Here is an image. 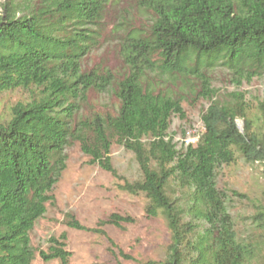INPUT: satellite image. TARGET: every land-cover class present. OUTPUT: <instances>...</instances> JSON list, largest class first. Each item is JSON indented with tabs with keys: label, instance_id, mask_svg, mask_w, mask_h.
I'll return each instance as SVG.
<instances>
[{
	"label": "trees",
	"instance_id": "1",
	"mask_svg": "<svg viewBox=\"0 0 264 264\" xmlns=\"http://www.w3.org/2000/svg\"><path fill=\"white\" fill-rule=\"evenodd\" d=\"M119 2L0 0V94L31 92L0 123V264L33 262L30 233L53 205L75 143L120 192L143 197L147 220H164V258L145 264H264V205L255 206L242 232L234 205L247 198L219 186L236 160L264 164V101L260 116H249L238 90L264 79V0H134L143 22L118 12L106 38ZM108 40L120 73L88 65ZM218 73L235 89L229 98L220 96ZM90 92L115 99L113 115H84ZM191 98L207 107L197 142L185 144L170 130L173 119H185L182 103ZM113 144L133 155L138 180L113 168ZM64 223L114 246L104 228L135 220L112 213L87 228L67 213ZM66 241L65 233L50 236L39 258L69 264Z\"/></svg>",
	"mask_w": 264,
	"mask_h": 264
},
{
	"label": "rangeland",
	"instance_id": "2",
	"mask_svg": "<svg viewBox=\"0 0 264 264\" xmlns=\"http://www.w3.org/2000/svg\"><path fill=\"white\" fill-rule=\"evenodd\" d=\"M111 9L106 38L110 24L118 12L129 11L135 16L137 23L143 22L142 14L135 9L134 0H120L118 6ZM97 64L121 72L122 64L114 42L108 40L99 52L91 56L89 67ZM216 86L222 88L220 96L223 99L229 98L235 90L228 83V79L219 73ZM238 90L242 91L241 95L250 108L249 116H260L258 103L264 101V79H255L250 84L243 83ZM30 97L31 92L27 90L0 94V123L9 119L12 106L18 102H27ZM114 107L115 99H106L90 92L83 112L84 115L94 112L113 115ZM206 107V102L193 98L183 102L185 119H173L170 130L173 138L182 142L186 139L196 140L203 130L200 117ZM237 125L243 129L242 120L237 119ZM195 143L196 141L193 142ZM110 156L112 166L119 176L129 182L139 179V171L132 154L113 144ZM115 184L116 181L109 173L88 164V158L75 143L68 151L66 169L54 188V203L47 205L45 216L35 224L30 233L31 245L35 250V258L31 264H59L57 261L43 262L39 258V252L47 250V239L50 236L57 237L62 233L67 235L66 250L71 254L69 264H145L162 260L169 243L164 220L161 217L147 220L143 212V197L122 193ZM219 186L246 196L247 200L235 202L234 205L237 227L245 232L247 216L254 212L257 204L264 205V164L249 165L236 160L234 164L223 169ZM67 213L72 214L87 228L94 227L98 221L106 219L112 213L131 216L135 223L125 225L122 229L105 227L107 237L114 243L111 246L106 237L69 229L64 223ZM119 251L132 256L136 261H125L118 256Z\"/></svg>",
	"mask_w": 264,
	"mask_h": 264
},
{
	"label": "built area",
	"instance_id": "3",
	"mask_svg": "<svg viewBox=\"0 0 264 264\" xmlns=\"http://www.w3.org/2000/svg\"><path fill=\"white\" fill-rule=\"evenodd\" d=\"M197 140H198V137H197V139L196 140H193V139H186V140H184V142H185V144H193V142H197Z\"/></svg>",
	"mask_w": 264,
	"mask_h": 264
},
{
	"label": "water",
	"instance_id": "4",
	"mask_svg": "<svg viewBox=\"0 0 264 264\" xmlns=\"http://www.w3.org/2000/svg\"><path fill=\"white\" fill-rule=\"evenodd\" d=\"M238 128L241 130L240 126H238Z\"/></svg>",
	"mask_w": 264,
	"mask_h": 264
}]
</instances>
